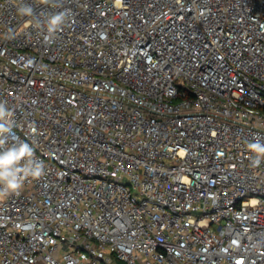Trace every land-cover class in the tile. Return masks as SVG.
Returning <instances> with one entry per match:
<instances>
[{
	"label": "built area",
	"instance_id": "built-area-1",
	"mask_svg": "<svg viewBox=\"0 0 264 264\" xmlns=\"http://www.w3.org/2000/svg\"><path fill=\"white\" fill-rule=\"evenodd\" d=\"M0 101L46 173L0 264H264V0H0Z\"/></svg>",
	"mask_w": 264,
	"mask_h": 264
},
{
	"label": "clouds",
	"instance_id": "clouds-1",
	"mask_svg": "<svg viewBox=\"0 0 264 264\" xmlns=\"http://www.w3.org/2000/svg\"><path fill=\"white\" fill-rule=\"evenodd\" d=\"M44 5L58 6V0H41ZM21 16L31 18L29 23L46 32L45 41L55 38L67 23V10L48 13L43 18L37 15L30 4L21 3L17 9ZM11 38V37H9ZM14 112L7 106V101H0V201L12 195H18L26 181L39 180L45 173L44 164L35 158L34 149L27 142L11 141ZM250 166L257 168L264 162V137L255 136L247 144Z\"/></svg>",
	"mask_w": 264,
	"mask_h": 264
}]
</instances>
